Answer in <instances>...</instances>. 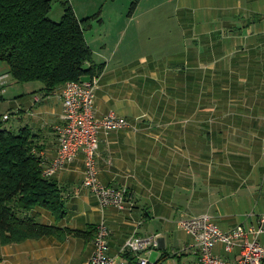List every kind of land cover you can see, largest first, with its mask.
<instances>
[{
    "label": "crops",
    "instance_id": "obj_1",
    "mask_svg": "<svg viewBox=\"0 0 264 264\" xmlns=\"http://www.w3.org/2000/svg\"><path fill=\"white\" fill-rule=\"evenodd\" d=\"M96 1L70 0L79 21L96 17L85 33L93 54L88 66L103 67L95 117L113 113L131 125L99 134L98 179L127 189L132 205L100 208L82 188L81 151L50 178L62 191L66 217L56 221L39 208L32 215L43 225L92 235L2 246V258L13 264L25 255L23 262L33 263L66 250L84 264L104 220L110 255L134 235H156L158 245L146 255L151 263L194 264L199 252L178 228L180 219L206 214L226 233L255 224L264 212V0H140L132 16L129 1ZM143 36L150 43L140 44ZM26 85L9 102L5 122L14 123L5 129L28 128L40 157L51 163L63 114L61 88L46 96L41 87ZM259 242L264 247V236ZM214 253L234 261L239 250L226 253L217 245Z\"/></svg>",
    "mask_w": 264,
    "mask_h": 264
},
{
    "label": "trees",
    "instance_id": "obj_2",
    "mask_svg": "<svg viewBox=\"0 0 264 264\" xmlns=\"http://www.w3.org/2000/svg\"><path fill=\"white\" fill-rule=\"evenodd\" d=\"M139 1L131 0L128 16ZM59 2L63 15L56 23L49 18L52 0H0V63L7 64L17 83H40L46 96L103 70L88 66L93 54L85 33L96 17L79 21L70 0ZM39 151L28 128L17 133L0 129V246L43 238L62 242L70 234L87 241L92 235L43 225L32 215L39 208L56 221L66 217L61 189L43 177Z\"/></svg>",
    "mask_w": 264,
    "mask_h": 264
},
{
    "label": "built area",
    "instance_id": "obj_3",
    "mask_svg": "<svg viewBox=\"0 0 264 264\" xmlns=\"http://www.w3.org/2000/svg\"><path fill=\"white\" fill-rule=\"evenodd\" d=\"M136 1V0H132ZM99 77L90 80L72 81L60 89L63 104L61 123L55 129L58 140L57 155L51 163H43V177L51 178L72 162L79 152L85 159L82 188L90 191L98 201L100 208L113 207L120 211L130 207V193L127 189L103 185L98 179L96 154L99 148V134H109L131 127L130 123L110 113L103 119L95 117V97ZM9 119L8 115L3 117ZM194 240L199 259L194 264H263L264 247L259 239L264 236V212L256 223L250 226L239 225L229 232L220 231L209 215L184 217L177 223ZM110 230L102 220L96 227L93 240L94 250L84 264H153L147 258L152 248L158 245V236L130 237L116 255L109 253ZM222 245L226 253L238 249L239 255L234 261L220 259L214 248ZM182 252H186L184 249ZM181 253V252H180ZM131 257V263L127 257ZM135 259V263H134ZM163 264V263H155Z\"/></svg>",
    "mask_w": 264,
    "mask_h": 264
},
{
    "label": "rangeland",
    "instance_id": "obj_4",
    "mask_svg": "<svg viewBox=\"0 0 264 264\" xmlns=\"http://www.w3.org/2000/svg\"><path fill=\"white\" fill-rule=\"evenodd\" d=\"M60 0H52V9L49 15V18L53 21V22H59L61 20V17L63 15V11L62 8L60 6ZM81 1V0H79ZM104 0H97L96 3H99V5L101 6V4L103 3ZM131 2V0H126ZM117 6L120 5V1L116 4ZM100 7L98 8L99 11ZM103 9V7L101 8ZM138 42L140 44H145L146 42L150 43V38H147L145 36L141 37L138 39ZM153 42V41H151ZM6 75V76H4ZM29 85H32L33 87H42L40 83H30ZM30 86V87H32ZM29 86H27L26 84H21V83H17L12 77L11 75L8 73V66L7 64L1 62L0 63V116H4V115H10V111H11V105L9 104V102L11 100H15V97H18V95L21 92H24L26 90H28L29 88H27ZM23 94V93H21ZM1 120V119H0ZM6 120H1L0 121V129H5L7 128L10 124L14 123V119L11 118L10 122H5ZM252 148V153L257 152L258 147L257 146H251ZM177 227V226H176ZM2 250V246H0V264H8V261H4L7 259L2 258L3 255L1 253ZM25 259V255L21 256L20 261L19 260H14L12 259L11 262H13V264H78L79 262V256L76 254V252H71V251H59L58 255L48 259V258H41V260L39 262H33V263H29L27 261L23 260ZM18 261V262H17Z\"/></svg>",
    "mask_w": 264,
    "mask_h": 264
}]
</instances>
